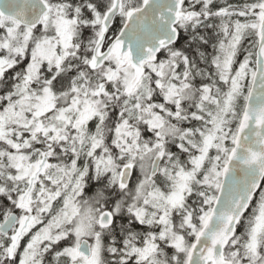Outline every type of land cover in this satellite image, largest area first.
<instances>
[{"label": "rangeland", "instance_id": "obj_1", "mask_svg": "<svg viewBox=\"0 0 264 264\" xmlns=\"http://www.w3.org/2000/svg\"><path fill=\"white\" fill-rule=\"evenodd\" d=\"M119 2H121L119 3L121 12L125 14L122 0ZM255 9H264V2L247 12H242L243 17L252 15ZM131 12L132 10L127 14ZM228 14L227 11H221L214 15L227 16ZM255 14H257L256 18L250 19L247 23H234L224 30L223 35L226 40H222L216 57L224 60L225 69L230 68L232 71L228 72L230 97L224 103L223 110L214 115L208 113L207 118L198 124L202 126L182 129L181 138L177 141L171 137V142L156 141L154 145L148 146L151 140L144 139L140 133V124L147 125L152 131H161L163 115L156 109H153L151 114H146V109L150 107L145 97V78L142 70L132 67V65V74L127 70L122 83H119L117 87L118 90H124L125 98L120 105L122 110L125 108L126 112L124 110L123 113H120L122 121H119L112 130L108 131L104 127L103 131H99V128L108 113L105 112L106 102L114 101L115 96L118 98V92L114 94L115 90L112 93L105 92L96 105L94 113L91 114L92 124L84 126L81 124V116L83 112L89 110L86 103L87 97L83 100L84 98H81L76 92L70 99L64 101V104L67 105L60 111H55L57 105L50 88H44L39 97L29 101L28 99H32V97L28 96L23 99V104L22 102L18 104V109L14 111L16 117L14 121L17 126L22 125L27 128L34 126L33 140L42 143L45 142L44 138L49 136V144V141H59L65 136L67 137L63 140L65 143L71 139L70 141L76 146L78 154L75 156L76 161L83 157L80 154L82 149L87 148L86 153L89 156H84L79 161L80 167L74 164L68 169L60 168L55 162H51L49 172L43 176L33 196L25 202L27 206L31 205L32 210L38 214L35 215L31 209L27 216L25 213H20L22 218L20 224L31 214L33 218L27 230L28 237L25 246L20 251L19 247L14 252L10 247L7 249V256L12 262L37 264L45 252V250H41L38 254L39 247L49 248V243L58 244L66 240L68 238L64 229L66 228L72 236L70 238L72 240L70 241L72 243L71 251L58 256H68L67 260L72 264L105 263L102 255L101 235L97 232L98 218L101 212L93 205L79 210V198H81L85 185V175L88 173V166L84 170L82 165L91 158L94 161L92 160L89 169L95 177L108 175L114 178L116 176L120 181L125 166L130 163L135 165L139 176L138 180H135V187L130 192V198L123 200L117 208L113 209V212L116 215L126 214L127 211L132 212L136 222L147 226L152 233L137 242H127L126 255L121 258L122 261L134 258L138 264L188 263L195 242L190 243V239L193 236L195 238L198 236L200 231H198V225L203 226L210 216V208L215 202L224 166L230 153L227 144L230 129L227 127L226 119L230 115H238V104L244 101L241 99L238 102V88L243 87L244 82L248 81L247 78L252 80L254 75V68H252L247 51L254 33L256 36H260L262 14ZM105 17L106 13L100 19L101 25ZM0 27L3 28L7 37V41L0 44V52L6 50L10 53L13 50L25 59L24 65L28 70L26 82L28 83L37 79L39 70L43 66H46L48 70L53 67L62 68L68 66L74 56V51H68V48L63 45L62 33L69 27L72 29V38L74 36V40H76L78 38L77 29L73 22H66L63 18H59L57 13H53L50 6L48 15L39 29H36L41 38L31 49L28 42L35 35L33 32L35 30H22L19 24L1 15ZM101 34H103L102 29L98 31V37ZM245 35L247 38L251 37L244 40ZM13 41L17 42L15 46H12ZM27 51L29 54L26 53ZM120 55L121 47L117 45L113 49L111 59L117 60ZM14 64L16 62L0 58V75L5 74ZM152 70L159 76L165 75V73H169V66L157 65ZM185 87L186 85L183 86V88ZM174 89L176 88H172V91ZM205 92L206 94L210 92L211 96L215 90L207 88ZM85 93L87 95L89 92ZM235 94L236 96H234ZM34 100L35 102H32ZM215 100L216 98H214ZM28 105L29 108H23ZM103 109L105 110L103 111ZM24 111H28L29 116ZM51 113L52 115H50ZM0 114V141H4L7 133L6 127L13 119V111L4 110ZM47 114L50 115H48V126L46 125L48 119L44 120ZM133 120L135 122H132ZM75 124L78 125L77 129H73ZM103 132L105 135H109V139L103 137ZM69 133L71 134L69 135ZM174 133V129L166 128L155 138L160 140L165 136H173ZM37 134L41 135V138ZM21 138V133H19V139ZM141 139H144L143 143H140ZM14 147L16 150L21 149L19 145ZM95 153L96 156H92ZM42 156L44 155L41 154L37 160L29 163L22 157L17 159L18 179L24 181L25 188L28 187V181L33 176L36 166L41 162ZM156 156L163 158L160 177L150 180L148 175L151 167L149 164ZM47 180H49V186H47ZM84 200L86 199H83L81 203ZM256 204L254 212L249 215L243 225V233L248 236L246 261L239 259L233 251L232 260H230L232 264H264V188ZM65 219L67 222H64ZM15 237L16 231L4 239H9L12 243ZM83 239L90 240L92 245V256L89 258L78 252L79 244ZM0 242H2L1 237Z\"/></svg>", "mask_w": 264, "mask_h": 264}, {"label": "trees", "instance_id": "obj_2", "mask_svg": "<svg viewBox=\"0 0 264 264\" xmlns=\"http://www.w3.org/2000/svg\"><path fill=\"white\" fill-rule=\"evenodd\" d=\"M52 9L53 13H57L59 18L69 17L75 23L76 29L87 25V21H92L90 25H96V17H103L106 12H108L113 7L114 0H44ZM197 3V10L203 13L213 14L212 19L207 23H203L206 28H203V31L198 32V35L194 42L190 44L196 49V54L201 56L205 54L206 42L207 44L215 43L216 37L221 33L218 27L220 25L230 26L234 23L245 22L247 23L250 19L256 18L255 13L247 17H243L242 12H247L254 6H258L264 0H194ZM145 0H123L125 6V13L128 11H134L140 8L144 4ZM227 11L229 14L227 16H217V12ZM125 16V14L123 15ZM211 28V30H206ZM22 30L25 28L21 27ZM41 36L40 33L36 32L35 35L29 40V48L31 49L39 40ZM20 39V38H19ZM244 39H247V35L244 36ZM7 41V37L3 28L0 27V44L2 45ZM12 46L16 45V41H13ZM190 45H187L188 48ZM194 45L197 47H194ZM90 44L87 45V50ZM27 54L28 51L26 52ZM194 53V51H193ZM79 56V57H78ZM28 57V56H27ZM0 58L13 61L14 64L9 68L5 74L0 75V113L4 110H12V120L10 124L6 127V139L0 141V224L8 217L9 214L17 212L20 214L22 210L18 207V202L21 196L24 194L26 188L23 180L18 179L19 170H17V159L22 157L24 161H34L39 158V156L47 154L49 160L55 162L57 166L64 167L68 169L71 165H80L78 164L84 156H89L87 148L82 149L80 154L82 158L78 161L75 160L77 156L76 146L68 139L69 142L65 143L62 139L59 141L54 140L49 141L45 137V142H36L32 139L34 135V126L25 127L22 125H16L14 116V111L18 109V104L22 102L23 99L31 96L32 99L39 97L44 88H50L52 95L55 97V103L57 108L55 111H60L62 107H65L67 104L66 99H70L73 95L78 94L81 98L87 97L86 93L89 88H87V81L83 77H79L80 73H85L83 68V62L79 59L80 55L78 53L73 56L68 66L65 67H53L52 69H47L46 66H43L39 70V75L36 80L33 82H26L27 75V66L24 65L26 61L21 57L18 52L11 51H2L0 52ZM81 63H80V61ZM118 92V98L115 96L114 101L106 102L107 116L103 118V122L99 128V131H103L105 127L106 130H112L120 119V113L125 110H122L120 103L124 100V90H115L114 94ZM112 93V92H111ZM30 97V98H31ZM114 98V97H113ZM118 99L119 101H117ZM32 102H35L32 101ZM62 102V103H61ZM110 102V103H109ZM124 104V103H123ZM69 105V104H68ZM30 106H23V108H29ZM123 107V105H122ZM119 108V109H118ZM122 110V111H121ZM25 114L29 116L28 111H24ZM126 112V110H125ZM1 115V114H0ZM44 118L48 119L50 115ZM49 125V119L46 121V125ZM47 125V126H48ZM46 126V127H47ZM9 131V132H8ZM19 133H21L22 138L19 139ZM104 134V132H103ZM41 138V135L37 134ZM105 139H109V135H103ZM102 137V138H103ZM108 137V138H107ZM144 139L140 140V143H143ZM156 142L151 141L148 146L154 145ZM15 145L21 146V149L16 150ZM103 156V154H101ZM92 156H96V153ZM93 160V159H92ZM91 158H89L82 166L84 170L87 168L88 173L85 177V185L82 191L81 198H79L80 207L79 210H84L87 206L96 207V209H110L108 206L113 202L115 196L118 198V205L121 204L122 200H127L130 198V192H121L118 189L115 191L110 190V181L109 176L95 177L89 166L92 165ZM264 188V187H263ZM262 188V190H263ZM37 188L35 189V191ZM33 192V194L35 193ZM216 192L214 193V195ZM84 200L82 203L81 201ZM258 198H256L255 202ZM89 200V202H87ZM254 202L249 212L242 218L241 223L238 227V232L235 236V239L229 245L226 250V256L229 260H232V253L235 251V255L239 259H245L246 254V244H247V234L243 233V225L250 214L254 212V208L257 205ZM102 203V205H100ZM77 205V203H76ZM108 205V206H106ZM213 205H211L212 208ZM118 207V206H117ZM116 207V208H117ZM210 208V210H211ZM33 213L36 215L38 213ZM67 222V219L64 220ZM202 225H198V231L202 229ZM66 231V240L59 242L58 244L49 243V248H44L43 246L39 247L37 253L41 250H45L44 254L41 255V259L37 261V264H72L67 258L68 256H58L61 253H69L71 251L72 241L70 238L71 232L64 228ZM99 228L97 227V230ZM102 231V230H101ZM157 232V230H155ZM200 232V231H199ZM242 232V233H241ZM152 231H149L147 226L140 225L136 222L133 217L132 212L127 211L126 214L122 213L118 215L115 219L114 225L108 230H103L101 235V242L103 247V259L104 264H138L134 261V258H131L129 261H122V257L125 256L126 244L129 241L137 242V240H142L144 237L149 236ZM2 242H0V264H16L12 262L7 256V249L12 248V244L9 240H5L3 236H0ZM3 237V238H2ZM28 237L27 233L24 235L23 239L19 244V251L25 246L26 238ZM193 236L190 239V243L195 241ZM246 261V259H245Z\"/></svg>", "mask_w": 264, "mask_h": 264}, {"label": "flooded vegetation", "instance_id": "obj_3", "mask_svg": "<svg viewBox=\"0 0 264 264\" xmlns=\"http://www.w3.org/2000/svg\"><path fill=\"white\" fill-rule=\"evenodd\" d=\"M182 1H183L182 8L180 10L181 15L179 18V22L176 25V29L178 33L177 41L174 44L168 46L167 48L162 49L160 54L158 55V59L156 62L154 63L145 62L143 67L139 69L142 70V74L144 75L145 78L144 80L146 84L145 97L147 98L148 106L150 107L146 109V114L147 115L151 114L153 112V109H156L157 111H160V113L163 115L162 117L163 126L161 131L160 130H158V132L156 130L152 131L150 128H148L147 125L140 124L139 127L140 133L142 134L144 139L148 140L147 138H149L151 141L154 142L156 141H159L161 143L171 142L170 141L171 137H173L176 141L179 140L181 138L183 130L202 126L198 124H200L202 120L207 118L208 113L214 115L222 111L224 103L230 97L229 94L230 82H229L228 72L229 70L230 71L232 70L230 68L225 69L223 63L224 60L216 57L222 40H226V37L224 39L223 33L228 26L220 25V27H218V30L220 29V31L222 32L219 33V35L216 37L215 43L207 44L206 42L205 44L207 47H204L206 49L205 54L199 56L198 54H196V49L191 48L192 46L190 44H192L193 42L195 44V39L198 35V32L203 31L204 30L203 28H206V26H204L203 23H207L210 19H212L213 14L203 13L197 10V3L194 0H182ZM116 4H117V0L115 1L114 6L108 12H106V17L108 13L115 8ZM130 14L125 13V16H123L124 14H122L119 4V13L115 17L113 24L108 31H106L104 24L106 17L103 20L102 25L100 19H102L103 17H96L95 20L96 25H90L92 21H87L86 22L87 25H84L79 29L77 28L76 31L78 33V38L76 40H74V36L72 38L71 28L67 27L64 33H62L63 45H65L66 48H68V51H74L73 54L74 56L78 53V55H80L79 59L83 62V66H85V69L83 68L85 73L79 74V77H83L84 79H86L87 81L86 86L87 88H89L88 89L89 93L87 94V98H86V103L89 106V110L83 112L81 116L82 117L81 124L83 126L92 124L91 114L94 113L96 105L98 104L99 100L103 97L105 92H112L113 90H118L117 87L119 83H122L125 74H127L128 72L127 70H129L130 73L132 74L131 65L132 67L134 65L131 61V55L129 52L123 53L122 43L117 41V38ZM62 18L66 22H73L75 26L76 22H74L71 18L69 17H62ZM39 27L34 28L33 30L35 31L33 32L35 33L38 32L37 30L39 29ZM101 29L103 30V34H101L98 37V31ZM206 30H211V28ZM249 37L247 39H249ZM250 41L251 43H249L250 47L248 48L247 55H249L251 59L252 62L251 64H252V68H254V75H255L256 55L260 41V36L258 37V35L256 36V34L254 33ZM88 44H90V46L87 50L86 47ZM117 45L121 47V55L119 59L112 60L111 58L113 55V49ZM187 45H190V47L188 48ZM194 47L196 46L194 45ZM162 64L169 66V73H167L168 75L165 73V75L163 74L159 76L157 73L152 72L154 71L152 70L153 68H155L157 65H162ZM254 75L252 77V80L247 78L248 81L246 83L244 82L243 87L240 89L238 88V92H239L238 102L241 99H244L242 103L238 104V109H237L238 115L236 116L230 115V117L226 119L227 127L230 129V131L228 132L229 135L227 142L230 148V153L226 165L229 161L231 152L234 148L238 128L246 108V103L249 92L251 90ZM185 85L186 87L183 88V86ZM172 88H176V89L172 91ZM207 88L210 89L213 88L215 92L210 96L209 95L210 92H207V94L205 92ZM234 96H236V94ZM214 98H216L215 101ZM240 104H242V106H240ZM160 107H163V109H160ZM132 122H135V120H133ZM77 127L78 125L75 124L73 126V129H77ZM166 128L169 130L171 129L175 130L173 136L172 135L165 137L163 136L164 138L160 140L156 139L155 136L158 133H161ZM70 134L71 133H69V135ZM64 139H67V137L64 136L62 140ZM45 157L47 159L46 168L43 171L42 175L39 177L38 181L35 183L33 192L37 188L43 176L49 172V166L51 165L52 161L49 160V156H42V159H44ZM148 159L147 161L149 164ZM154 159L149 164L150 167L152 166ZM162 163H163V158L160 163V168ZM37 166L35 168V172L37 170ZM125 167L126 168L131 167V177L128 186L124 187L121 184L122 175L120 177V181L116 176H114V178L109 177V181H110L109 186L111 192L117 189L121 192H130L135 187V180L137 181L139 177L135 170V165L130 163L127 164ZM150 171L148 175L150 180H156L160 177V169L158 175L155 178H150ZM222 178H221V183H222ZM46 183L47 186H49V180H47ZM263 187H264V182L262 188ZM259 195H257L256 198H258ZM32 196L33 193L30 195V197ZM116 197L117 196H115L113 202L109 204L110 206L106 205L110 209H105L103 211L99 209L101 212L99 214V217L103 212L109 210L113 213L115 219L117 218L118 215H116V213L113 212V209H115L118 206V198ZM256 198L254 199L252 205L254 204ZM100 205H102V203ZM18 207H20V209L22 210L21 213H25V216H27V214L30 212L29 211L30 209L31 210L33 209L31 205L27 206L25 202L22 201V199L19 200ZM18 216H19V222L16 225L15 229H13L12 231V233L16 231V234L23 223L22 222L20 224L22 218L20 214H18ZM97 227H99L97 232L100 235H102L103 230H108V229H102L99 225Z\"/></svg>", "mask_w": 264, "mask_h": 264}, {"label": "water", "instance_id": "obj_4", "mask_svg": "<svg viewBox=\"0 0 264 264\" xmlns=\"http://www.w3.org/2000/svg\"><path fill=\"white\" fill-rule=\"evenodd\" d=\"M182 0H147L128 17L117 41L122 43V52H129L135 67L141 69L145 62L154 63L161 50L178 39L176 25L179 22ZM49 12L44 0H0V15L28 29L40 26ZM260 41L256 55V72L248 95L234 148L224 168L222 183L210 216L199 233L192 248L188 264H231L225 252L234 240L242 218L249 212L254 199L264 182V9ZM119 13V0L105 19L106 31L110 29ZM46 156V155H45ZM162 158L152 163L150 178H155ZM46 157L37 166L22 201L26 202L35 183L46 168ZM131 177V167L124 169L121 184L126 187ZM33 216H28L14 239V252L27 231ZM19 216L11 213L0 224V235L7 236L15 228ZM115 216L109 210L98 220L102 229H110ZM78 252L84 257L92 256L90 240L83 239Z\"/></svg>", "mask_w": 264, "mask_h": 264}]
</instances>
